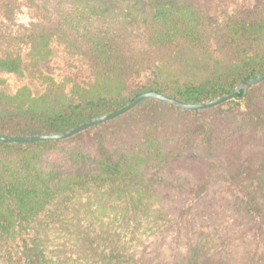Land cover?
<instances>
[{
  "label": "trees",
  "instance_id": "1",
  "mask_svg": "<svg viewBox=\"0 0 264 264\" xmlns=\"http://www.w3.org/2000/svg\"><path fill=\"white\" fill-rule=\"evenodd\" d=\"M28 1L33 19L0 20V71L44 90L0 94L1 135L64 132L148 90L202 102L264 72V0L218 22L212 0ZM53 40L63 80L42 66ZM93 197L72 244L34 228ZM0 264H264V81L207 109L148 98L65 140L0 142Z\"/></svg>",
  "mask_w": 264,
  "mask_h": 264
},
{
  "label": "rangeland",
  "instance_id": "2",
  "mask_svg": "<svg viewBox=\"0 0 264 264\" xmlns=\"http://www.w3.org/2000/svg\"><path fill=\"white\" fill-rule=\"evenodd\" d=\"M254 1L255 0H212L210 6L212 21L218 22L221 19L223 20L227 14L253 5ZM5 3L6 5L0 8V20L9 19L11 16L10 14H12L10 19L14 20V22H28L39 13V10L34 5H31L28 0H6ZM14 29H16V26ZM51 48V55L43 62V69L46 73L53 75L58 80H63L67 70L71 68V64L69 65L66 60L67 51L65 47L56 40L51 42ZM27 52L26 49L23 50V54L27 55ZM24 86L29 87L34 94H40L44 90V85L37 79L31 77L27 72L23 74H14L0 71V94L13 93ZM53 208L55 213H57L55 219H51L50 216L45 214L44 217H41L39 221L37 220L35 222L34 228L42 227L48 229L51 236H53L54 244L57 246L63 241L72 244L73 230L77 227V224H87V222L84 221L88 216L86 213L92 212L97 208V199L93 197V200L86 206L85 204L81 205L80 203H76L73 205V208L70 209L69 213H67V211L61 213L60 204L55 205ZM103 215V211H98L96 213V216H99V218L103 217ZM229 221V219L224 220L221 226L223 228L228 226L230 224ZM245 248L246 250L248 249L247 247ZM245 248L242 246V251H244Z\"/></svg>",
  "mask_w": 264,
  "mask_h": 264
},
{
  "label": "water",
  "instance_id": "3",
  "mask_svg": "<svg viewBox=\"0 0 264 264\" xmlns=\"http://www.w3.org/2000/svg\"><path fill=\"white\" fill-rule=\"evenodd\" d=\"M264 81V72L256 74L254 76H250L245 78L241 81L236 88H234L231 92L213 97L209 100L202 101V102H189L182 100L178 97L170 96L162 91L158 90H148L137 94L131 101L123 105L122 107L113 110L111 112H107L105 114L96 116L92 119H89L67 131L64 132H54V133H47V134H36V135H1L0 134V142H38V141H46V140H65L71 138L95 125L101 124L103 122L112 120L118 116H121L137 106L140 102L145 99L153 98L158 100H163L168 103L176 104L181 106L185 109L189 110H200V109H207L214 106H218L226 101L232 100H241L247 95L248 90L257 84H260ZM239 95V93H241Z\"/></svg>",
  "mask_w": 264,
  "mask_h": 264
}]
</instances>
